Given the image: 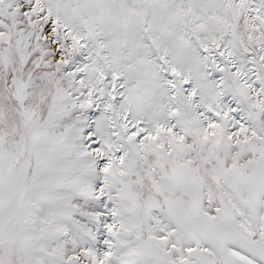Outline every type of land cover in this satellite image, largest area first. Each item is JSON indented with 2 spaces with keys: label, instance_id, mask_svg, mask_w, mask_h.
<instances>
[{
  "label": "snow or ice",
  "instance_id": "6c2138e0",
  "mask_svg": "<svg viewBox=\"0 0 264 264\" xmlns=\"http://www.w3.org/2000/svg\"><path fill=\"white\" fill-rule=\"evenodd\" d=\"M0 264H264V0H0Z\"/></svg>",
  "mask_w": 264,
  "mask_h": 264
}]
</instances>
